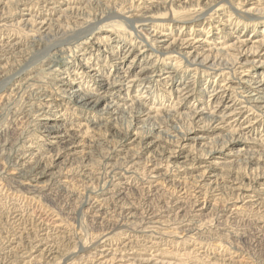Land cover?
<instances>
[{"label": "rangeland", "instance_id": "374dc122", "mask_svg": "<svg viewBox=\"0 0 264 264\" xmlns=\"http://www.w3.org/2000/svg\"><path fill=\"white\" fill-rule=\"evenodd\" d=\"M0 56V264H264V0H0ZM79 67L145 105L84 123Z\"/></svg>", "mask_w": 264, "mask_h": 264}, {"label": "bare ground", "instance_id": "6f19581e", "mask_svg": "<svg viewBox=\"0 0 264 264\" xmlns=\"http://www.w3.org/2000/svg\"><path fill=\"white\" fill-rule=\"evenodd\" d=\"M2 57L3 56H0V61H2L1 60ZM58 58L59 57H57L56 64L54 67H58L60 66V64H62V67H66L67 69H69L68 66H71L72 62L64 61V59H60V58L58 59ZM115 60L117 59H114V61ZM80 68L81 67L75 68L70 73L69 72L67 73L69 74L68 76L65 75L61 77V81L56 86L59 90V93L62 96L67 98L69 102L75 108L82 111L87 117H89V119H84V123L86 122L92 125V113H95L96 111L100 112L102 116L117 117L118 115L121 114V111L126 109L128 106H132L135 104L140 105V106L145 105L144 102H142V100L144 101L142 97L141 98L136 97L137 98L136 101H130L129 93L133 92L135 87H139V86L141 87L142 85L146 84V81H148L146 77V71H147L146 68L140 69L133 76L124 74L123 76L115 77L114 79H111V80H109L102 74H99L100 71L98 70V68L97 69L93 67H84L82 69ZM55 71H57V69L54 70V72ZM82 73L86 79H89L91 82L93 81L94 83L93 86L89 87V86H86L85 83H83V81H80V82L78 81L81 78H83L81 77ZM248 84H249V88L248 90H246L248 102L252 104L253 109L255 108V110L263 109L264 108V81L261 79L260 80L258 79ZM92 88H94V92H92ZM183 88L185 90L188 89L187 86H184ZM101 106H104V107L100 109ZM240 115L241 113H238V112L234 113V111L232 112L227 111V112H224V115L221 116L220 119L216 118L215 116H210V118L218 119L219 121L222 122L226 120L227 118L237 117ZM62 121L59 123L52 124L50 126H46L43 129L40 128L42 129L43 137H45L48 140V142L51 143V146L47 145L48 146L47 151H51V149L53 148L52 146L58 145L60 143V139L66 136L65 134L67 132V129L69 130V128H67L68 127L67 124ZM38 165H41V164L38 163L35 169H39ZM209 170L213 171V168H209ZM41 175L42 174L40 172H36L37 179ZM34 187L38 188L40 187V184L36 182V185ZM149 260H140L138 261V264H150L151 261L149 262ZM154 264H157V263H154Z\"/></svg>", "mask_w": 264, "mask_h": 264}]
</instances>
